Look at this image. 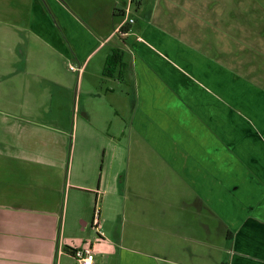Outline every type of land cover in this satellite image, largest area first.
I'll use <instances>...</instances> for the list:
<instances>
[{
  "label": "crops",
  "instance_id": "1",
  "mask_svg": "<svg viewBox=\"0 0 264 264\" xmlns=\"http://www.w3.org/2000/svg\"><path fill=\"white\" fill-rule=\"evenodd\" d=\"M197 4L0 0V264H78L72 251L87 244L94 264H264V86L238 42L244 28L250 45L261 40L248 36L263 33L264 4L258 20L248 0ZM112 50L121 58L108 76ZM96 56L134 101L129 161L169 197L148 216L140 200L111 238L93 212L90 242L94 187L68 129Z\"/></svg>",
  "mask_w": 264,
  "mask_h": 264
},
{
  "label": "rangeland",
  "instance_id": "2",
  "mask_svg": "<svg viewBox=\"0 0 264 264\" xmlns=\"http://www.w3.org/2000/svg\"><path fill=\"white\" fill-rule=\"evenodd\" d=\"M198 1L188 0L190 5L195 7L198 5ZM248 1L249 8L251 6L250 12H254L250 14L252 18H256L258 15L256 11L260 9L259 1L264 4V0ZM131 14H133V10ZM250 14L244 15L243 18ZM259 17H262V15H259ZM256 19L258 20V17ZM250 22L249 25L255 23L252 20ZM135 27H137V24L132 25V28ZM256 27L257 23L253 24L251 29L254 28L255 31L257 30ZM245 29L247 28L242 29L238 35V42L241 46L240 51L242 54L250 53L256 56V66L254 72H251V76L254 78L252 81L264 86V79H262L264 76V39H262L264 31L263 33L256 31V33L253 32L251 36H248L250 38L254 35H260L261 39L258 41L255 37L252 38V45H250L247 35L244 33ZM119 37L121 36H116L115 41L121 44ZM256 41L258 43L255 45ZM97 59L98 56L93 58L87 66L81 82L79 81L76 94L78 107L70 110L68 129L72 136L69 146L71 145L72 150L73 138H76L75 157L84 158L82 162L85 165L86 173L88 172L87 175L91 177L90 184L94 187L89 212L83 206L88 222V227L84 229L83 233H85V236L87 235L90 242L93 241V238L90 237L92 231L89 226L94 212L93 209L99 210L100 231L111 238L117 232L116 228L122 219L123 224H126L128 228L127 222L129 219L126 216L136 213V211L130 209L140 200L139 215L148 216L155 213L162 214L163 209L167 210L166 203L169 197L168 191L158 190L152 194L157 181L155 174H148L147 167H144L146 170L138 172L135 162L132 164L129 161V155H133L136 149L135 144L131 143L128 137L134 129L132 126L136 115L135 107H133L134 101L131 102L125 83H115V80L101 74L100 65H95ZM251 61L253 62V59ZM227 73L224 70V76ZM224 80L229 81V77H224ZM223 99L224 101H231L225 94H223ZM90 177L87 179H90ZM149 200H152L153 205L150 206L142 202ZM173 212L175 214L180 213L177 205L173 207ZM219 234L220 232L216 231V237ZM221 242H225L224 238H221ZM101 261L99 264H113L114 257L104 258Z\"/></svg>",
  "mask_w": 264,
  "mask_h": 264
},
{
  "label": "built area",
  "instance_id": "3",
  "mask_svg": "<svg viewBox=\"0 0 264 264\" xmlns=\"http://www.w3.org/2000/svg\"><path fill=\"white\" fill-rule=\"evenodd\" d=\"M130 22H132V19H129ZM71 68H73L71 66ZM93 227L96 230V232L100 233V221H99V210L96 209L94 211V217H93ZM72 255L76 259L78 264H94V251L91 246L84 245L82 247L75 248L72 251Z\"/></svg>",
  "mask_w": 264,
  "mask_h": 264
},
{
  "label": "trees",
  "instance_id": "4",
  "mask_svg": "<svg viewBox=\"0 0 264 264\" xmlns=\"http://www.w3.org/2000/svg\"><path fill=\"white\" fill-rule=\"evenodd\" d=\"M132 3L135 4V6H140L142 0H130ZM124 13H122V16ZM129 24H123L119 30L120 33L127 32L129 30ZM116 50V49H115ZM112 50L111 54L106 59V65L104 67V75L112 76L114 70H115V63L119 61V58H121L117 51ZM226 238L228 240H231V235L229 232L226 234ZM221 264H226L225 262H222Z\"/></svg>",
  "mask_w": 264,
  "mask_h": 264
}]
</instances>
